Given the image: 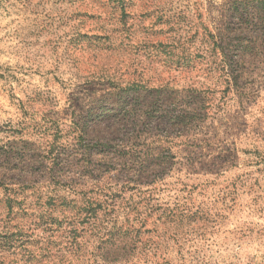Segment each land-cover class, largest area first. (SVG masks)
I'll list each match as a JSON object with an SVG mask.
<instances>
[{"label": "rangeland", "instance_id": "obj_1", "mask_svg": "<svg viewBox=\"0 0 264 264\" xmlns=\"http://www.w3.org/2000/svg\"><path fill=\"white\" fill-rule=\"evenodd\" d=\"M259 4L0 0V264H264V36L247 46L250 30L241 19L245 6ZM176 15L179 34L202 37L207 29L217 35L229 28L244 42L237 83L229 87L218 73H175L145 62L138 53L144 40L164 38ZM130 81L140 87L126 117V95L112 84ZM162 83L167 96L155 112L144 90ZM166 106L184 117L164 138ZM148 112L153 128L138 129L135 142L154 152L134 156L127 172L132 183L125 193L113 190L126 205L119 200L110 212L102 201L97 216L112 221L128 205L131 215L118 226L149 232L160 251L144 259L113 241L98 249L88 230L79 246L65 239L75 192L93 190L94 181L74 158L52 166L45 150L64 147L66 159L75 130L95 145L116 139L125 128L119 118L146 121ZM52 176L69 208L58 207L49 218L43 197ZM113 182L103 184L106 194ZM46 220H53V235L44 232Z\"/></svg>", "mask_w": 264, "mask_h": 264}, {"label": "trees", "instance_id": "obj_2", "mask_svg": "<svg viewBox=\"0 0 264 264\" xmlns=\"http://www.w3.org/2000/svg\"><path fill=\"white\" fill-rule=\"evenodd\" d=\"M258 2L260 3L259 6L250 7L247 5L243 8V12H241V19L250 30V40L246 42L247 46L255 45L260 40V37L264 36V0H258ZM120 5L122 6L124 4ZM121 11L124 13V8H122ZM237 11L240 10L237 9ZM246 13H248L247 15L251 16V18H246ZM123 25L126 26V24ZM180 25L179 15H176L172 17V23H167L168 30L164 38L144 40L143 51L138 53L141 54L145 62L149 65L167 68L169 71L173 70L175 73H180L183 70L190 71L192 74L196 72L197 74L208 76L218 73L220 75L219 77L229 87L232 82L237 83V72L240 68L239 63L243 59V56H240L239 53L241 51L244 54V50L245 52L247 51L246 46L243 50L244 42L236 38L237 36L233 34L229 28L220 30V33L217 35H213L212 32L207 29L206 33L201 37L199 34H192L189 30L186 31L185 34H179V30H181ZM115 86V84H112L114 89L126 95L125 100L122 102L124 107L122 111H125V116L129 117V108L137 101L134 97L139 93V83L130 81L127 82L125 87ZM166 89V84L162 83L158 87L144 90L145 92L148 91V97L152 99L151 104L155 112L161 109L158 104H162L161 101L167 96V94H165ZM194 112L195 111H193V114ZM166 114L168 116L166 125L170 128L163 129L164 138L172 135L173 132L177 130V125L182 123L180 119L184 117L176 110L173 112V109L169 106H166ZM150 116L151 114L148 112L142 116L144 120L147 119L146 121L134 118V122H129L127 118H119L118 121H122L125 124V128L119 131V134L122 132V135L119 136L118 134L116 139H106L95 145H92L88 140L84 139V134H82V132L75 130V135L72 137V141L69 144V146L73 147V150L68 153L66 159L63 157L67 154L68 150L64 147L54 148V146H51L45 150L44 153L48 156H45L44 159L48 160L52 166L62 168L65 164H69L70 161H73L74 158V162H77L82 168L84 167L94 181L93 190L89 192H79L78 190V192H75L77 200H75V205L70 208V211H75V214L72 216V220L68 222L67 228L65 229V239L79 246L78 241L83 240V235H86L88 230L90 234L92 233L91 237L94 238L93 244L98 245V249H101V245L113 241L114 244H123V251L128 252L129 255L133 257L138 255L144 259H147L149 254L155 257L153 252L157 253L160 251L159 245L154 243L153 237L150 235L147 237L149 232H142L140 229L136 230L133 225L129 223L127 226H118L117 223L119 219L124 217L128 219L131 215V209L128 205V212L124 214L123 217L115 216L112 221L103 220V218L97 216V212H101L104 207L102 201L109 207L110 212L116 210L115 208L119 205V200H121L122 204L126 205L124 199L114 194L113 190L115 189L117 193H125L126 184L129 185L132 183L131 177L127 174V172L131 170L129 164L133 162L134 156L140 159V156L147 152H143L144 147L139 146L138 143L135 142L141 138L138 129L146 124L150 129L153 128L152 123H146L150 120L148 119ZM139 117H141V112L139 113ZM157 143H159L160 147H166L164 144L166 142L159 140ZM150 152L154 151L150 150L146 154ZM159 152L160 150H158V153ZM164 152H166V150ZM94 157L97 159H94ZM142 172L143 168L141 166L136 174ZM58 179L59 178L56 176H52V185L43 197H46L48 200V202L46 201L43 203V206L47 208V212L48 210L50 211L48 212L50 213L49 218H51L50 215L56 211L58 207L69 208L64 206L66 203L65 198L60 196ZM107 180L114 182L106 194L104 190L108 188V185L103 187V184ZM76 186L79 188L78 185ZM118 187L121 188L118 190L116 189ZM58 203L62 204L57 206ZM104 223H106L105 226ZM83 224L89 225V228L81 229L80 226ZM44 225L46 228L44 232L53 235L54 230L51 228L54 226L53 220L51 222L46 220V224ZM109 226L111 228H109Z\"/></svg>", "mask_w": 264, "mask_h": 264}]
</instances>
